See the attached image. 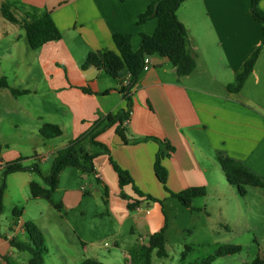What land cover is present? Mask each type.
<instances>
[{
	"label": "crops",
	"instance_id": "obj_1",
	"mask_svg": "<svg viewBox=\"0 0 264 264\" xmlns=\"http://www.w3.org/2000/svg\"><path fill=\"white\" fill-rule=\"evenodd\" d=\"M156 1L0 0V9L3 4H11V11L20 21L51 12L62 34L60 41L33 50L32 55V62L40 67L42 79L47 84L45 92L38 95L47 99L49 110L48 122L42 115L32 117L36 121L35 127L42 136L40 129L43 125H56L63 131L62 137H68V142L53 153L87 134L108 115L115 116L127 110V100L120 92V84L121 80L130 77L129 72L124 70L118 78H112L101 69L82 70V65L91 52L118 53L113 41V36L118 33L131 36L133 51H139L142 36H152L158 20L151 19L138 25V18ZM259 8L264 11V0H261ZM1 18L7 21L3 14ZM177 18L188 32L189 49L197 63L195 71L189 76L179 77L167 58L151 56V69L142 73L130 92L132 115L129 123L123 126L128 143H124L116 133L118 125L96 138L110 153L100 155L94 161L93 176L105 189L108 216L117 221V226L110 228L113 231L112 247L119 249L123 257L114 254L108 243L101 246L97 238L87 240L79 237L84 252L91 251L93 256L87 258L83 255L77 260L78 264L86 259L104 264H121L120 260H123L127 264V258L140 253L149 237L165 226L168 218L160 203L156 202L151 207V201H144L135 211L128 209L130 201L126 198L132 196V188H120L111 165L113 160L128 171L136 187L144 194L157 199L170 198L155 172L156 156L163 146L153 139L167 141L175 147V152L163 159L168 173L167 186L175 193L205 187L208 195L212 192L218 199L223 198L227 179L217 161L218 154L241 162L264 180V32L262 24L253 18L251 0H185L177 11ZM12 25L15 29L3 35H8L7 39L13 42L5 50L7 54H11L18 41L20 44L24 39L28 43L25 30ZM258 50L260 54L255 69L241 92H229L228 85L234 82ZM24 59L23 56L21 61L25 62ZM85 88L91 89L93 94L85 93ZM28 90L33 94V90ZM36 91L39 92L38 89ZM42 138L43 142L53 140ZM136 140L138 142L134 143ZM88 141H82L80 147L90 155L99 153L100 149L95 150L92 145L84 147ZM36 156L40 159L35 163L48 160L44 156ZM11 161V157L5 160L0 156V172ZM34 164L26 167L31 168ZM64 174L65 171L60 180ZM36 175L31 171L19 172L9 175L7 180L14 176V180L25 189L30 188L31 182L43 184V180L40 182L35 178ZM77 176L84 180L89 178L79 170ZM97 192L100 196L101 191ZM7 194L6 190L4 201ZM90 194L84 187L80 191L66 190L62 211L57 210L58 216L67 220L68 214L82 204V197ZM49 206L45 208L48 217L40 212L38 218L27 220L21 214L13 218L4 231L0 226V264H7L6 257L15 254L17 249L11 246L12 240L27 242L23 232L26 222L34 223L44 234L45 241L51 234L50 229L58 234V238L61 237L58 230L64 223L43 224L45 219L49 221L50 217L56 216L48 208L56 209L50 203ZM67 223L72 227L70 222ZM126 225L130 237L125 233ZM98 247L107 248L109 255L101 254ZM57 256L74 259L67 249L59 248Z\"/></svg>",
	"mask_w": 264,
	"mask_h": 264
},
{
	"label": "rangeland",
	"instance_id": "obj_2",
	"mask_svg": "<svg viewBox=\"0 0 264 264\" xmlns=\"http://www.w3.org/2000/svg\"><path fill=\"white\" fill-rule=\"evenodd\" d=\"M1 15L0 9V79L7 78L14 89L26 90L28 94L14 96L10 89H0V156L5 160L11 157L15 161L21 155L22 158L27 159L23 162L25 166H31L37 162L36 155L44 156L48 160L38 164L43 177H47L56 154L52 151L66 144L68 137L43 142L42 136L39 135L35 127L36 121L32 117L42 115L45 122H48L47 99L38 95L45 92L47 84L42 79L40 67L32 62L34 52L24 39L20 44L18 41V45L12 49L11 54H7L5 50L11 47L13 42L7 39L8 35H3L15 28L8 21L2 20ZM14 41L17 40L14 39ZM23 56L25 62L21 61ZM28 89L33 90V94H30ZM90 145L89 140L84 147L88 148ZM93 149L99 150L97 147ZM1 172L0 183L3 173ZM35 178L42 181L39 175ZM82 187L88 189L91 194L82 197V204L73 213L68 214L67 220L64 216L62 218L58 216L60 214L57 210L48 208L56 216L50 217L49 221L45 219L43 224L64 223V225L62 224L63 226L58 230L61 232L59 238L53 229H50L51 234L47 233L45 264H78L77 260H80L83 255L91 258L93 256L91 251L84 252L78 240L79 237L87 240L97 238L101 246L108 243L114 254L117 253L123 257L119 249L112 247L113 231L110 228L112 225L117 226V221L108 216L105 189L93 175H89L88 180H84L77 176V170H65L53 199L56 203H62L66 190L80 191ZM7 188L4 212L0 216L2 231L7 229L13 220V211L16 208L28 218L27 220L38 218L40 212H43L44 217H48L45 208L50 207L49 203L44 200H32L30 188L23 189L14 180V176H10L7 180ZM245 189L247 194L242 197L236 187L229 186L226 182L223 198L218 199L211 194L212 192L209 195L207 193L205 197L193 201V209L184 207L176 199L168 197L158 199L162 201L163 206L161 207L168 218L166 250L169 257L159 259L156 254H153L152 264H180L186 245L196 247L204 245L202 248H196L194 253L189 255L187 264H201L203 259L213 254L212 247L215 245L240 246L242 251L235 255L218 258L212 264H252L257 258L264 259V190L253 187H245ZM97 190L101 191L100 196L97 195L100 193ZM164 193L167 195L166 192ZM124 196L126 195L123 194ZM150 204L153 207L156 202H150ZM146 206L147 204H144V207ZM81 212L84 214L81 215ZM67 222H70L72 227ZM39 224L42 222L39 221ZM125 229L127 237H130L127 231L128 225ZM59 248L67 249L75 260L70 259L69 256L59 258L57 256ZM15 251L14 255L6 257L7 264H29L30 254L28 252ZM98 251L103 255H109L107 248L100 247ZM120 262L126 264L123 260Z\"/></svg>",
	"mask_w": 264,
	"mask_h": 264
},
{
	"label": "trees",
	"instance_id": "obj_3",
	"mask_svg": "<svg viewBox=\"0 0 264 264\" xmlns=\"http://www.w3.org/2000/svg\"><path fill=\"white\" fill-rule=\"evenodd\" d=\"M184 1L185 0H157L139 16L138 25L151 19L158 20V27L155 33L152 36H142L139 51H133L131 36L118 33L113 36V41L118 53L110 51L91 52L88 55L82 65V70H88L90 68L101 69L112 78H118L124 70L129 72L131 78L130 86L120 90L121 94L127 100V110L119 112L115 116L108 115L103 121L96 123L90 132L70 142L68 146L59 150L55 155L50 174L47 177H43L38 163H35L31 168L26 167L23 162L27 159L22 157L15 161L8 162L4 167L0 183V216L4 212V197L7 190V178L9 175L31 171L42 177L43 184L37 182L30 183L32 200L47 201L56 210L61 212L62 204L56 203L53 199L59 188L61 174L67 169H76L86 175H95L94 161L100 155H109L110 153L104 144L96 141V138L110 127L118 125L116 133L124 143H128L123 126H125V122L130 118V112H132L130 92L143 73L144 58L146 55L167 58L176 69V73L179 77L189 76L195 71L197 63L196 58L189 49L188 32L177 18V11ZM260 2L261 0H251V10L253 18L262 24L264 32V11L259 8ZM1 12L7 21L19 25L25 30L29 47L34 51L39 50L50 42H57L62 39V34L56 27L51 17V12H45L41 17H32L23 19L22 21L15 17L11 11V4L9 3L2 5ZM259 54L260 50L246 62L241 72L236 76L234 82L228 85L227 89L229 92H241L255 69ZM0 88L10 89L14 96L28 94L26 90H17L11 87L7 78L0 79ZM83 90L85 93L93 94V91L89 88ZM40 134L45 139H55L62 137L63 131L56 125L46 124L40 130ZM86 139L90 140L92 146L99 148L100 152L92 155L86 153L80 147L81 142ZM153 140L163 146L158 152L155 160V172L159 182L163 185L164 190L169 194L171 199H176L184 207L193 209V201L207 195L206 188L193 187L179 193L171 191L167 186L168 173L163 165V159L174 153L175 147L167 141H160L158 139ZM133 142H138V140ZM39 159V157H35L36 161ZM217 161L227 182L231 186L236 187L238 193L242 197L247 194L245 187L264 188V180L250 171L241 162L226 157L223 154H218ZM111 165L118 176L120 188L122 190L129 186L132 188V196L126 198L130 201L128 204V209L130 211H135L144 201L157 202L163 205L162 201L141 192L136 187L128 171L122 169L113 160H111ZM21 214L22 212L16 208L13 211V218L16 219L18 216L20 217ZM23 227L27 236V242H20L15 239L10 242L11 246L20 252H28L30 254L29 264H45L44 255L47 252V247L44 234L32 222H26ZM167 227L168 220H166L165 226L160 231L149 237L148 244L142 247L140 253H133L131 255L132 264H152L153 254H156L159 259H166L169 257L166 250ZM202 247H204V245L197 247L186 245L182 253L180 264H187L189 255L194 253L196 248ZM212 248L214 249L213 254L203 259L201 264H212L218 258L235 255L242 251L240 246L235 245H215ZM82 264L104 263L95 259H86ZM252 264H264V259L257 258Z\"/></svg>",
	"mask_w": 264,
	"mask_h": 264
},
{
	"label": "built area",
	"instance_id": "obj_4",
	"mask_svg": "<svg viewBox=\"0 0 264 264\" xmlns=\"http://www.w3.org/2000/svg\"><path fill=\"white\" fill-rule=\"evenodd\" d=\"M152 67V60L150 55H146L144 58V66H143V72H147L151 69ZM131 78H124L121 80L120 88H128L130 86ZM132 115V112H130V117ZM130 121V118L125 122V124H128ZM85 189H83L84 191ZM86 191V190H85ZM24 230V229H23ZM25 233V230L23 231ZM108 246V245H107ZM127 264H132V258L128 257L127 258Z\"/></svg>",
	"mask_w": 264,
	"mask_h": 264
},
{
	"label": "water",
	"instance_id": "obj_5",
	"mask_svg": "<svg viewBox=\"0 0 264 264\" xmlns=\"http://www.w3.org/2000/svg\"><path fill=\"white\" fill-rule=\"evenodd\" d=\"M124 198H126V196H124Z\"/></svg>",
	"mask_w": 264,
	"mask_h": 264
}]
</instances>
